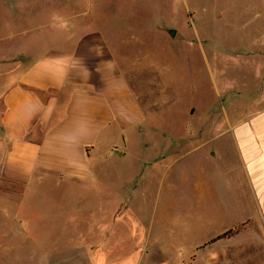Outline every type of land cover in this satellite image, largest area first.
<instances>
[{
    "label": "rangeland",
    "instance_id": "374dc122",
    "mask_svg": "<svg viewBox=\"0 0 264 264\" xmlns=\"http://www.w3.org/2000/svg\"><path fill=\"white\" fill-rule=\"evenodd\" d=\"M76 15L110 36V25L122 26L124 61L146 114L143 135L181 140L161 158L158 150L132 145L121 165L104 161L103 171L82 186L47 178L34 190L14 193L12 202L0 201V264L123 259L143 243L90 238L109 227L113 206L122 219L137 217L133 209H118L125 197L130 207L146 203L143 220L153 234L168 227L190 245L222 232L223 221L212 213L226 164L198 145L207 137L218 143L217 127L227 120L234 89L250 88L264 69V0H0V39L15 28L33 29L40 44L42 27L68 24L67 17L75 22ZM235 264H264V235H243Z\"/></svg>",
    "mask_w": 264,
    "mask_h": 264
},
{
    "label": "crops",
    "instance_id": "0c3cea01",
    "mask_svg": "<svg viewBox=\"0 0 264 264\" xmlns=\"http://www.w3.org/2000/svg\"><path fill=\"white\" fill-rule=\"evenodd\" d=\"M73 19L42 27L40 44L30 34L33 29L15 28L0 39V201L12 202L14 193L47 178L82 186L103 171L104 161L121 165L136 144L144 151L158 150L161 158L181 140L143 135L146 114L129 78L122 26L110 25V36L105 29L81 23L77 15ZM263 70L250 88L234 89L235 99L224 110L227 120L217 127L218 143L207 137L198 145L207 147L209 158L218 155L226 164L218 209L212 213L223 221L224 230L190 245L180 234H169L168 227L153 234L143 220L146 203L130 207L125 197L118 209H133L137 217L122 219L113 206L109 227L90 241L143 245L110 264H235L243 235H264ZM119 145L125 150L121 155L114 153ZM238 226V233L213 241Z\"/></svg>",
    "mask_w": 264,
    "mask_h": 264
},
{
    "label": "trees",
    "instance_id": "16d2710c",
    "mask_svg": "<svg viewBox=\"0 0 264 264\" xmlns=\"http://www.w3.org/2000/svg\"><path fill=\"white\" fill-rule=\"evenodd\" d=\"M241 228H242V226H238L236 228L230 229L227 232L217 236L213 241L221 239V238H226V237H228L230 235L236 234V233H238L241 230Z\"/></svg>",
    "mask_w": 264,
    "mask_h": 264
}]
</instances>
